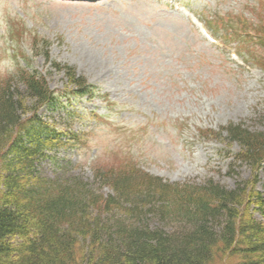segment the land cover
Instances as JSON below:
<instances>
[{"label": "rangeland", "instance_id": "1", "mask_svg": "<svg viewBox=\"0 0 264 264\" xmlns=\"http://www.w3.org/2000/svg\"><path fill=\"white\" fill-rule=\"evenodd\" d=\"M177 3L196 10L218 43L166 0H0L2 74L29 64L52 89H64V73L41 53L50 40L52 58L75 65L98 88L90 99L69 102L62 95L61 103L43 111L81 136L74 147L38 161L40 175L82 176L95 184L97 163L130 154L145 171L171 182L211 178L233 188L252 177V166L238 159V143L229 147L199 132L230 123L264 131V70L249 56L252 42L231 23L239 28L240 16L260 19L264 0ZM96 186L110 193L108 186ZM257 188L264 194V168Z\"/></svg>", "mask_w": 264, "mask_h": 264}, {"label": "trees", "instance_id": "2", "mask_svg": "<svg viewBox=\"0 0 264 264\" xmlns=\"http://www.w3.org/2000/svg\"><path fill=\"white\" fill-rule=\"evenodd\" d=\"M263 14L256 21L240 16L232 28L252 29L248 39L264 43ZM50 43L41 53L66 77L59 92L29 64L15 74L0 72V264H264V194L257 188L264 131L243 123L201 131L228 146L238 143V159L252 166V177L233 188L214 179L164 181L130 154L94 167L95 184L110 193L82 176L38 173L48 150L79 137L69 130L64 138L43 110L61 103L62 93L70 102L98 90L75 65L53 59ZM251 56L264 69V56Z\"/></svg>", "mask_w": 264, "mask_h": 264}]
</instances>
